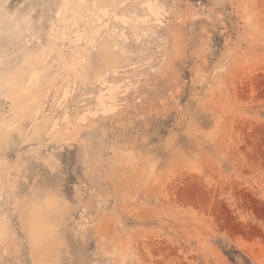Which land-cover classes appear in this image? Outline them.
I'll return each instance as SVG.
<instances>
[{
    "label": "clouds",
    "instance_id": "obj_1",
    "mask_svg": "<svg viewBox=\"0 0 264 264\" xmlns=\"http://www.w3.org/2000/svg\"><path fill=\"white\" fill-rule=\"evenodd\" d=\"M0 264H264V0H0Z\"/></svg>",
    "mask_w": 264,
    "mask_h": 264
}]
</instances>
